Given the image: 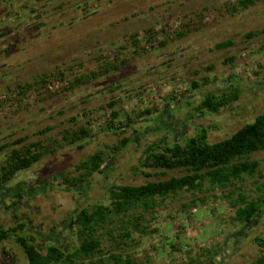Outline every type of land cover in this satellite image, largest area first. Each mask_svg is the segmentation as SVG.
<instances>
[{
	"label": "rangeland",
	"instance_id": "374dc122",
	"mask_svg": "<svg viewBox=\"0 0 264 264\" xmlns=\"http://www.w3.org/2000/svg\"><path fill=\"white\" fill-rule=\"evenodd\" d=\"M236 1L139 0L137 17L128 16L124 25L102 29L91 26L98 22L91 16L108 0H88L86 8L71 7L73 11L69 5L51 7L42 13L44 19L24 6L36 0H0V139L29 134L27 142L41 140L53 147V139L60 141L66 130L88 127L93 133L82 140V148L63 145L44 155L31 169L18 173L15 181L20 180L24 189L33 186V194L19 190L15 198L8 199V206L0 203V227L23 222L25 233L33 235L36 243L54 242L70 248L79 243L71 221L74 212L108 204L110 185L141 184L183 173L175 169L167 176H158L153 168L140 169L149 143L163 137L185 142L202 129L207 130L208 142L219 141L251 122L264 109V33L252 38L245 34L264 27V0H255L237 11L233 8ZM143 2L153 3V7H143ZM133 6L127 3L123 8L129 11L125 13L130 15ZM85 11L88 18L82 22L80 33L71 25V16H83ZM37 19L40 23L35 30L24 27ZM58 23L73 28L62 29L64 35L54 41L48 35L43 41L47 47L37 44L38 35L32 38L50 32ZM131 34H139L136 41ZM227 38L234 44L214 47ZM22 44L10 53L11 48ZM41 75L45 82L35 81ZM75 78L81 83L69 89ZM194 81L197 87H193ZM234 90L239 91L238 98L217 111L199 107L206 93L220 97ZM146 108L152 112L138 114ZM113 110L121 117L113 118ZM126 113L132 118L130 124L125 121ZM111 123L118 128L108 129ZM47 126L51 129L46 133L35 134ZM123 138H129V144L113 152ZM97 150L104 152L103 167L88 183L66 189L55 175L62 170L73 171L75 163ZM251 157L260 161L264 172V150ZM3 158L0 153V161ZM259 180L245 177L237 187L252 189L250 193L256 196L260 193L256 189ZM34 183L43 186L36 189ZM221 193L205 182L194 193L182 190L168 196L145 213L143 225L156 231L144 236L132 231L136 243L126 250L138 259L149 257L151 264L252 261L260 253L255 237L264 236V207L252 227L241 229L233 219L235 209ZM193 198L195 203L181 207ZM101 240L105 248L112 246L106 234ZM209 249L211 253H207ZM13 256L16 264H27L21 245L11 237L0 243V264L11 262Z\"/></svg>",
	"mask_w": 264,
	"mask_h": 264
},
{
	"label": "trees",
	"instance_id": "16d2710c",
	"mask_svg": "<svg viewBox=\"0 0 264 264\" xmlns=\"http://www.w3.org/2000/svg\"><path fill=\"white\" fill-rule=\"evenodd\" d=\"M27 1L30 2L31 0ZM138 1L108 0L107 4L102 5V8L91 16H96L95 19L98 21L97 23L95 21V24H91V26L104 29L105 26L114 28L115 26L118 27V24L124 25L128 20V16L137 17L139 13L137 10L139 7ZM129 2L134 5L130 10V15L125 13L129 10L123 8ZM148 3L144 4L143 2V7H153V3ZM252 3L254 4L255 0H237L233 8L237 11L239 8H247ZM67 5L70 6V9L71 7L73 9L77 7L86 8L88 0H55V2L52 0H36V3H31L28 6L25 4L24 6L31 9V11L40 13L39 16L41 15L40 17L44 19L42 13H48L51 7L63 8ZM118 5L119 12H117ZM86 11L83 16H71V25L78 27L80 33H82L80 29H83L82 22L87 21L88 18ZM30 14H28V17H30ZM101 18H103L102 21ZM38 19L37 21L34 20L33 24L28 21L24 27L35 30L38 27L37 24L40 23ZM19 20L15 23L16 26L23 18ZM66 25H69V23ZM69 28L73 27L58 23L50 32H44L42 35L34 34L32 38L38 35L35 40L38 45L42 46L45 45L43 41L46 40L45 38L48 35L54 41L64 35L60 33L62 29L67 30ZM88 28H91L90 25H88ZM262 33H264V27L249 30L245 36L252 38ZM179 34V36H184L183 32H179ZM138 36L139 34H131V38L135 41ZM232 44H234L233 39L227 38L216 42L214 47L222 49ZM23 46V44L15 45L11 48L10 53ZM45 46L47 47V45ZM37 48L36 50H40V47ZM113 68L117 69L118 66L115 65ZM45 79V76L41 75L35 81L45 82ZM77 83H81L79 78H75L70 82L69 89L76 87ZM192 85L197 87L195 81L192 82ZM238 96V90L229 91V93L223 92L220 97L213 92H209L205 94L199 107L201 109L206 108L209 111H217L221 106L237 99ZM109 105L112 106L113 101ZM151 112V108H146L139 111L138 114L145 115ZM112 117H121V114L119 111L113 110ZM124 117L127 124L132 122L129 113H126ZM162 117L163 115L160 118ZM107 128L116 129L118 127L111 123L108 124ZM49 129L51 127L47 126L39 129L35 134L46 133ZM92 135V130L88 127L66 130L60 141L53 139L55 141L53 147L44 144L41 140L27 142V139L30 138L29 134L12 140H7L5 137L0 139V153L4 154L3 160L0 161L1 201L7 204L8 198H15L19 190H22V194L25 190L29 191V194H33V186L29 185L28 188L24 189L20 180L15 181L20 175L18 173L31 169L42 160L44 155L56 151L57 148L63 147V145L76 144L79 148H82V140L91 138ZM129 142V138H123L119 144L114 145L113 152L126 147ZM260 150H264V109L251 122L242 125L229 137L219 141L208 142L206 129H202L197 135L187 137L185 142L177 140L171 142L166 137L154 140L144 149V156L139 164L140 169L153 168L158 176H167L169 170L175 169H180L183 173L171 175L164 179L147 180L141 184L110 185L108 187V204L98 203L92 208L82 207L74 212L71 221L78 236L79 243L77 245L63 248L54 242L48 245L36 243L33 235L25 233L26 225L23 222L0 227V243L14 237L23 249L27 264H151L149 257L138 259L126 250V247H131L132 243H136L135 239H132V231H136L141 236L155 232L156 229L153 230L149 226L143 225L142 222L146 217L145 213L154 210L168 196L178 194L182 190L194 193V191L201 189L206 182L209 187L220 189L222 196L235 209L233 219L241 225V229H248L259 220L264 207V172L260 168V161L253 159L251 155ZM103 153L102 150H97L75 163L73 171L62 170L55 176L60 177L62 183L67 185L66 189L88 183L90 178L103 167L105 162ZM142 172L150 175L147 170H142ZM245 177H259L260 180L256 186V189L260 192L259 194L253 196L250 191L254 190L246 191L237 187V182L242 181ZM38 186L43 185L34 183V188L37 189ZM46 191H48V188ZM198 199L202 200L203 198ZM196 200V198H193L190 204L183 203L181 207L186 209ZM123 216L129 217L124 220L121 219ZM119 220L121 223H118ZM104 234L112 242V246L108 249L105 248L101 240ZM255 240L260 247V253L255 259L244 264H264V236H256ZM208 252L211 253V250H207ZM191 260L194 262L196 258H191ZM16 261L17 259L13 256L12 261L5 264H16ZM196 262L200 264L198 260Z\"/></svg>",
	"mask_w": 264,
	"mask_h": 264
},
{
	"label": "flooded vegetation",
	"instance_id": "af4514ba",
	"mask_svg": "<svg viewBox=\"0 0 264 264\" xmlns=\"http://www.w3.org/2000/svg\"><path fill=\"white\" fill-rule=\"evenodd\" d=\"M3 199H5V198H3ZM8 199H11V197H9ZM2 198H0V203H3L2 201ZM17 201H19L18 199L17 200H15V201H13V203H15V202H17ZM12 203V204H13ZM4 204V203H3ZM7 204H8V202H7ZM7 204H4L5 206H8ZM25 228H26V226H25Z\"/></svg>",
	"mask_w": 264,
	"mask_h": 264
}]
</instances>
